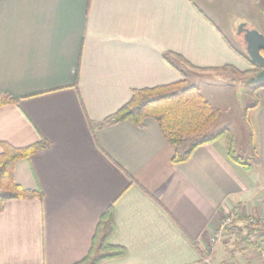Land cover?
I'll list each match as a JSON object with an SVG mask.
<instances>
[{
  "label": "crops",
  "instance_id": "1",
  "mask_svg": "<svg viewBox=\"0 0 264 264\" xmlns=\"http://www.w3.org/2000/svg\"><path fill=\"white\" fill-rule=\"evenodd\" d=\"M239 23L264 36V0H0V95L16 101L0 108V152L49 144L14 166L15 183L41 198L3 203L0 264L83 260L110 206V243L126 255L100 264L222 262L205 252L223 216L264 218V105L253 111L259 164L250 171L229 161L223 141L173 165L152 119L142 129L90 124L135 89L180 81L169 53L200 70L189 79L202 85L228 83L231 70L215 71L227 66L251 70L219 26ZM256 253L242 264H259Z\"/></svg>",
  "mask_w": 264,
  "mask_h": 264
},
{
  "label": "trees",
  "instance_id": "2",
  "mask_svg": "<svg viewBox=\"0 0 264 264\" xmlns=\"http://www.w3.org/2000/svg\"><path fill=\"white\" fill-rule=\"evenodd\" d=\"M242 57L252 70L239 72L227 66L215 71L231 70L233 74L248 80L259 69L246 55H242ZM165 60L178 71L181 80L168 85L133 90L130 99L116 112L110 114L99 123L90 124L93 132L95 129L123 122H129L142 129L144 120L152 119L157 124L165 142L173 150L171 159L173 165L186 163L199 147L214 141H223L231 163L245 171H250L252 167L258 166L259 160L255 145L253 121L247 112L249 109L246 110L243 121L251 154H245L244 157H240L235 152V141L228 130L209 135V130L220 118V111L206 101L197 86L188 81L186 70H200L193 68L178 54L169 53L165 56ZM14 103L16 101L10 96L0 95V108ZM256 108L252 107L251 113ZM48 146V142L44 140L24 148H14L6 143L1 144L0 210L3 203L9 200L41 198L40 192L23 189L15 183L13 169L18 161L28 159L31 155L45 150ZM255 219V224H250L248 222L249 218H238V221L246 222L247 224L244 226L246 233L244 235L238 233L236 236L239 237L240 243L246 249L258 252L264 249V220L260 224L257 217ZM229 228L230 226L225 229V232H228ZM114 232L113 208L110 206L99 220L88 254L83 260L75 264H100L104 261L125 257V248L110 243ZM205 253L206 256L209 255V252ZM234 255L235 250L233 248L232 251H229V259H235Z\"/></svg>",
  "mask_w": 264,
  "mask_h": 264
},
{
  "label": "rangeland",
  "instance_id": "3",
  "mask_svg": "<svg viewBox=\"0 0 264 264\" xmlns=\"http://www.w3.org/2000/svg\"><path fill=\"white\" fill-rule=\"evenodd\" d=\"M224 5L225 4L223 2V6ZM221 8L222 6L219 5V3L218 5L214 4L212 6V9L219 11H221ZM242 16L247 18V23L260 27L261 21L259 19L258 14L254 13V11H245ZM241 24H234V30L232 29L233 31L227 30L224 25L220 24L219 26L222 29V33L228 38L230 44L235 49H237L238 52L242 53L243 55H246L242 37L240 35H237V30ZM186 71L188 81L194 85H199L204 95L209 97V99L211 100L212 106L220 111V118L209 130V135H214L219 133L220 131L228 130L233 136V140L235 141L236 154L240 157H244L245 154L250 155L251 149L248 145L247 132L243 118L246 114V110L249 109L247 110L248 116L253 121L254 113H251V108L264 105V83L260 85L248 84L247 80H244L242 77L232 73L229 74V77H226L228 78V83L224 84L222 80L221 83H217L210 79H203L202 82H204V84L202 85L200 83V80H194L192 76L191 79H189V74L193 75L194 73H199V71ZM234 81L236 82V85L234 84V86L231 87V85L229 84ZM233 213H236V215L233 217V220L230 223V230L228 232H224L216 240V242L210 241V246H208L206 249L209 254L213 255V257L217 256L216 259L218 258V260L222 261L220 264H240L241 261L243 262V256L251 254L252 252V250L246 249L240 243L239 237L236 236V234L238 233L242 235L246 233L244 226L247 223L238 221L239 216L237 212L233 211ZM227 214H225V216ZM251 217L256 218L253 216H248L246 218ZM233 248L235 250V253L238 252L237 254L239 255V259H236V255H234L235 259H229V251H232ZM255 255L258 257V252Z\"/></svg>",
  "mask_w": 264,
  "mask_h": 264
},
{
  "label": "water",
  "instance_id": "4",
  "mask_svg": "<svg viewBox=\"0 0 264 264\" xmlns=\"http://www.w3.org/2000/svg\"><path fill=\"white\" fill-rule=\"evenodd\" d=\"M237 35L242 37L245 53L248 59L259 69L247 81L248 84L260 85L264 83V36L255 29H249L245 24H241L237 30Z\"/></svg>",
  "mask_w": 264,
  "mask_h": 264
},
{
  "label": "built area",
  "instance_id": "5",
  "mask_svg": "<svg viewBox=\"0 0 264 264\" xmlns=\"http://www.w3.org/2000/svg\"><path fill=\"white\" fill-rule=\"evenodd\" d=\"M236 215V213H233V211L229 212L226 216H223L222 221L216 230V232L211 237V242H216V240L225 232V229L230 226V223L233 220V217ZM257 220L260 224L263 223L264 218L263 217H257ZM248 222L250 224H255L256 219L255 218H249ZM258 261L259 264H264V250L258 251Z\"/></svg>",
  "mask_w": 264,
  "mask_h": 264
},
{
  "label": "flooded vegetation",
  "instance_id": "6",
  "mask_svg": "<svg viewBox=\"0 0 264 264\" xmlns=\"http://www.w3.org/2000/svg\"><path fill=\"white\" fill-rule=\"evenodd\" d=\"M263 55H264V53H263Z\"/></svg>",
  "mask_w": 264,
  "mask_h": 264
}]
</instances>
